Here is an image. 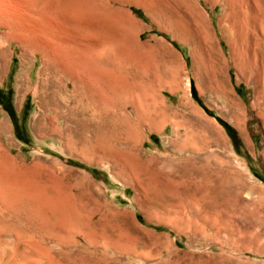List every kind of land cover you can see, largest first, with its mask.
Segmentation results:
<instances>
[{"label":"rangeland","instance_id":"374dc122","mask_svg":"<svg viewBox=\"0 0 264 264\" xmlns=\"http://www.w3.org/2000/svg\"><path fill=\"white\" fill-rule=\"evenodd\" d=\"M58 1L59 25L88 27L83 39L64 21L70 31L53 36L54 60L67 45L75 77L63 62L50 73V58L17 40L0 44V178L11 175L0 179L11 200L0 193V221L34 233L18 251L0 243L1 258L264 264V0ZM10 179L25 191L12 197Z\"/></svg>","mask_w":264,"mask_h":264},{"label":"bare ground","instance_id":"6f19581e","mask_svg":"<svg viewBox=\"0 0 264 264\" xmlns=\"http://www.w3.org/2000/svg\"><path fill=\"white\" fill-rule=\"evenodd\" d=\"M67 3H72V0H65ZM6 2H11V4H12V7L11 8H7V7H5L4 5H3V3H6ZM59 1L58 0H0V36H3L4 38H5V41L3 40L2 42H0V44L2 45V44H6V43H9L10 41H13V40H17L18 41V43H20L22 46L21 47H24V48H33L32 50H37L38 52L37 53H41L42 55V57H44L45 59L46 58H50L49 59V72L50 73H54V68H55V64H54V62H57V63H59V65L60 64H62V62H63V65H61V66H63V68H65L66 69V72H64L65 73V75L66 76H73V77H75L76 75H74V73H73V71L71 70V66H73V64L75 63V62H73V58H72V56H71V53H70V51H69V49H68V47H67V45L65 46L64 44V48H62L61 50L62 51H60V52H57V56H58V58H57V61H55L54 60V58H53V55H54V53H53V51H55V47H57V46H55L56 45V42L54 41L55 39L53 38V36L55 35V33H57V29H60L61 31H63L64 32V28L67 26V23L69 24L70 23V25L73 23H71V21L70 22H68L67 20L68 19H66L65 17L64 18H61V19H63L64 21H67V23H65L64 21H63V23H60V25H59V18L60 17H62V16H58V8H59V3H58ZM10 5V4H9ZM84 5V4H83ZM69 9V8H68ZM86 10V9H85ZM70 12H72V11H70ZM81 12V11H80ZM86 13V12H85ZM83 14V13H82ZM89 14V13H88ZM87 14V15H88ZM92 14V13H91ZM100 14V13H99ZM69 15H71V14H69ZM97 15V14H96ZM89 17H90V15H89ZM75 19H77V18H75ZM80 20V19H79ZM84 20V19H83ZM88 20V19H87ZM102 20V19H101ZM60 22H62V21H60ZM92 22V23H91ZM91 22L89 21L88 23H91L92 24V26H93V29L92 30H94V28H95V25H97V23L95 24L94 23V21H92L91 20ZM66 24V26H65V24ZM76 23V22H75ZM94 23V24H93ZM78 24V23H77ZM77 24H75V26H78L77 28L80 30V27H81V29L83 30H81L82 31V34H83V32L85 33V34H81V36H82V38L83 37H86V35H87V31H85L86 29H88V27H87V23H85V22H83V21H79V24L77 25ZM102 24V23H101ZM104 24V23H103ZM106 24V23H105ZM108 24V23H107ZM90 25V24H89ZM118 25V24H117ZM69 26V25H68ZM67 26V27H68ZM72 26V29L70 28ZM71 26H69L67 29L69 30V28L72 30V31H74L73 29L75 28V31H78V32H80L79 30H77L76 29V27H73L74 25L72 24ZM80 26V27H79ZM102 26H104V25H102ZM107 26V25H106ZM112 26V25H111ZM98 27H99V25H97V27L95 28V29H98ZM120 27V26H119ZM65 30V34L67 33V31L68 30ZM100 29V28H99ZM111 29V28H110ZM113 29V28H112ZM116 29V28H115ZM1 30H3V31H1ZM70 31V30H69ZM116 31V30H115ZM69 33V32H68ZM81 33V32H80ZM105 34V33H104ZM109 34V33H108ZM117 35V34H116ZM107 36V35H106ZM105 36V37H106ZM108 38V37H107ZM84 39V38H83ZM57 41V40H56ZM99 43V42H98ZM59 45V44H58ZM78 45L81 47V48H86V47H89L88 46V42L87 43H82V42H79L78 43ZM97 42L95 43H93L92 44V46H94V48H98L97 47ZM106 45V44H105ZM3 46V45H2ZM101 46H103V45H101ZM59 47H60V45H59ZM72 47V46H71ZM59 50H60V48H59ZM58 50V51H59ZM116 52V51H115ZM117 53V52H116ZM112 54V53H111ZM49 56V57H48ZM55 57V56H54ZM42 59V58H41ZM81 59H83V58H81ZM59 61V62H58ZM47 62H48V60H47ZM115 62V61H114ZM43 65H45V64H43ZM87 66H88V64H87V62L85 61V63H84V61L83 60H79L78 62H77V65H76V69H77V73H79L78 75H77V78H76V80L77 79H79L81 82H83V79H82V76H81V74H80V72L84 75L85 73L87 74ZM89 67V66H88ZM106 68H105V70L107 69V67L108 66H105ZM111 67V71H112V67L113 66H110ZM102 68V67H101ZM103 69V68H102ZM115 69L117 70V68L115 67ZM90 70H91V68H90ZM89 70V71H90ZM94 70V69H93ZM92 70V72L94 73V71ZM103 72H104V70H102ZM101 70H100V73L98 72L97 74H101V73H103ZM113 71H115V70H113ZM112 71V72H113ZM110 72V71H109ZM115 73V72H114ZM89 74V73H88ZM104 74V73H103ZM106 74H107V72H106ZM112 73H110V75H111ZM51 75V74H50ZM53 75V74H52ZM79 76H80V78H79ZM113 76V75H112ZM116 76V75H115ZM55 77V76H54ZM54 77H52V78H54ZM90 77V76H89ZM100 77H102V74H101V76ZM93 78L95 79V77H94V74H93ZM92 78V79H93ZM107 79L106 78V75L104 74V76H103V81L105 80V79ZM64 78L63 77H61V76H59L58 75V80H63ZM85 79V78H84ZM97 79V78H96ZM95 79V80H96ZM112 79V77L109 79V80H111ZM115 79V77H113V79L111 80V81H109L110 83L113 81ZM86 81V80H85ZM97 81H101V83H102V80H97ZM80 82V83H81ZM96 82V81H95ZM106 82V80L104 81V83ZM86 83V82H85ZM98 82H96L95 84H97ZM103 83V84H104ZM115 83V82H114ZM116 83H118V81L116 82ZM112 84V83H111ZM99 85V84H98ZM113 85V84H112ZM111 85V86H112ZM89 86V85H88ZM96 86V85H95ZM84 87V86H83ZM86 88H87V86H85ZM113 87L115 88V85H113ZM101 88V87H100ZM112 88V87H111ZM97 89V88H96ZM81 90H83V89H81ZM85 90V89H84ZM88 90V89H87ZM86 90V91H87ZM112 90V89H111ZM100 91V90H99ZM117 91V88H115V92ZM78 91H76V89H75V91H73V94L75 95L76 93H77ZM80 92V91H79ZM115 92H113L112 91V95L115 93ZM81 93H83V92H81ZM84 94V93H83ZM117 94V93H116ZM115 94V95H116ZM78 96V95H77ZM75 98V97H74ZM78 98V97H77ZM121 99V98H120ZM48 101V100H47ZM45 103V102H44ZM48 103H50L49 101H48ZM47 102H46V105L48 104ZM93 104V103H92ZM133 104V103H132ZM134 105H135V103H134ZM136 105H137V103H136ZM47 107V106H46ZM57 108V107H56ZM47 109H49L48 107H47ZM134 110V109H133ZM142 111V110H141ZM45 114V113H44ZM124 114V113H123ZM142 116V115H141ZM149 116V115H148ZM127 117V116H126ZM114 119V118H113ZM148 119V118H147ZM153 119V118H152ZM116 120V119H115ZM129 121V120H128ZM131 121V120H130ZM129 121V122H130ZM142 121V120H141ZM140 121V122H141ZM52 122V121H51ZM117 122V121H116ZM131 123V122H130ZM154 123V122H153ZM119 124V123H118ZM123 124V123H122ZM141 124H143V123H141ZM145 124V123H144ZM155 124V123H154ZM148 125V124H147ZM149 126V125H148ZM129 128V127H128ZM154 128V127H153ZM124 129V128H123ZM126 130H128V129H126ZM6 131V124L2 121V122H0V133H3V132H5ZM51 132V131H50ZM52 133V132H51ZM101 133V132H100ZM126 133V132H125ZM136 133V132H135ZM61 135V134H60ZM72 139V138H71ZM125 139V138H124ZM129 139V138H128ZM132 139V138H131ZM135 139H137V138H135ZM72 140H70V142H71ZM128 141V140H127ZM133 142V141H132ZM4 152V151H3ZM130 152V151H129ZM5 154V153H4ZM8 154V153H7ZM7 154L6 155H4V156H7ZM1 156L3 157V155H2V152H1ZM129 156V155H128ZM127 156V157H128ZM8 157H10V156H8ZM120 157V156H119ZM125 157V156H124ZM6 158V157H5ZM4 158V159H5ZM123 158V157H122ZM4 159H2V160H4ZM11 159V158H10ZM130 159V158H129ZM4 161H6V160H4ZM7 162V161H6ZM6 162H4L3 164H1V165H4ZM2 163V162H1ZM10 164H11V162H10ZM4 167V166H3ZM2 167V168H3ZM5 168V169H4ZM3 168V170L4 171H8V175L11 173H9V170L11 169H9V170H7L8 168H6V167H4ZM18 168V167H17ZM124 168H125V166H124ZM0 170H2L1 169V167H0ZM11 171V170H10ZM3 172V171H2ZM7 174V173H6ZM0 175H1V173H0ZM2 175H3V173H2ZM6 175L4 174V176H3V178L1 179L2 181H4L3 179H5L4 177H5ZM11 176V175H10ZM10 176H6V178H7V180L6 181H8V179L10 178ZM0 177H2V176H0ZM129 177H130V175H129ZM11 179H12V177H11ZM10 179V181L9 182H7V183H9V184H7V185H9V187H10V190H11V188H13L14 190H13V193H12V190H11V193H12V197L14 196V195H16L17 193L15 192V189H19V191H20V189L22 188L21 186H20V183L18 184V187H17V185H14V184H16L15 182H14V180H13V182H14V184L12 183V180ZM21 181V180H20ZM19 182V181H18ZM10 183H12L11 185L12 186H10ZM23 183V182H22ZM0 184H2V182L0 183ZM5 184V183H4ZM207 184V183H206ZM211 184V183H210ZM15 186V187H14ZM20 186V187H19ZM1 187H3V189L4 188H6V186L4 187V185L3 186H1ZM8 187V186H7ZM17 187V188H16ZM2 188H1V191L3 190ZM23 189V188H22ZM26 189V188H25ZM25 189H23V191H25ZM6 190H7V188H6ZM9 189H8V191H10ZM14 192L16 193V194H14ZM0 193H2V196H3V194H4V196L6 195L7 196V194H5V192L3 193V191L2 192H0ZM9 193V192H8ZM11 193H9V194H11ZM24 193V192H23ZM14 194V195H13ZM24 194H26V192L24 193ZM2 196H1V198H2ZM17 196V195H16ZM15 196V197H16ZM40 196V195H39ZM8 197V199H9V196H7ZM11 197V196H10ZM12 197H11V199H12ZM20 197V196H19ZM31 197V196H30ZM38 197V196H37ZM45 197V196H44ZM211 197V196H210ZM16 198H18V197H16ZM16 198H14V200H16ZM32 198V197H31ZM30 198V199H31ZM47 198V197H46ZM25 199V198H24ZM28 200H29V198H27ZM205 199H206V197H205ZM209 199V198H208ZM5 200V199H4ZM13 199H12V201H14ZM23 200V199H22ZM21 200V198H20V201H22ZM45 200V199H44ZM50 200V199H49ZM2 201H3V198H2ZM8 201V200H7ZM9 201H11L10 199H9ZM17 201V200H16ZM19 201V200H18ZM17 201V202H18ZM19 201V202H20ZM53 201V200H52ZM205 201H207V200H205ZM4 202V201H3ZM23 202V201H22ZM37 202V201H36ZM40 202V201H39ZM61 202V201H60ZM21 203V202H20ZM41 203V202H40ZM55 203V202H54ZM53 203V204H54ZM192 203V202H191ZM4 204V203H3ZM8 204H9V202H8ZM7 204V202H6V205H8ZM31 204V203H30ZM52 204V205H53ZM12 205V204H11ZM25 205V204H24ZM32 205V204H31ZM40 207L42 206V205H39ZM54 206V205H53ZM59 206H62V208H64V207H66V206H63V205H59ZM58 206V207H59ZM205 206V205H204ZM30 207H32V206H30ZM34 207H35V205H34ZM36 207H38V205L36 206ZM39 207V208H40ZM43 207V206H42ZM57 209H56V208ZM58 207L57 206H54V209L55 210H58ZM12 208V207H11ZM18 208V207H17ZM38 208V209H39ZM204 208V207H203ZM31 209V208H30ZM29 209V210H30ZM41 209V208H40ZM53 208H51V211L52 210H54ZM192 209V208H191ZM25 210H27V209H25ZM32 210V209H31ZM30 210V211H31ZM43 210V209H42ZM48 210V209H47ZM49 210H50V208H49ZM54 210V211H55ZM60 210H62V209H59L58 211H56V213H58ZM5 211V210H4ZM6 211H10V210H6ZM19 210H17V212H18ZM53 211V212H54ZM211 211V210H210ZM209 211V212H210ZM11 212V211H10ZM14 211H12V213H13ZM32 212V211H31ZM33 212H34V210H33ZM38 212H41V211H38ZM15 213V212H14ZM44 213V212H43ZM52 213V212H51ZM60 213V212H59ZM72 213V212H71ZM42 213H40V215H41ZM61 214H63V213H61ZM27 215H29V213L27 214ZM40 215H38V216H34L33 218L31 217V214H30V219H32V220H35V222H38V220L37 219H39L40 217ZM43 215V214H42ZM42 215H41V217H42ZM66 215H69V214H66ZM65 215V216H66ZM62 216V215H61ZM24 217H25V215H24ZM72 217H74V216H72ZM43 218V217H42ZM45 218V217H44ZM44 218H43V221H44ZM60 218V217H59ZM83 218V217H82ZM213 218V217H212ZM48 219V218H47ZM68 219V218H67ZM42 220V219H41ZM45 220H46V218H45ZM50 220V219H49ZM57 220V219H56ZM2 221V220H1ZM0 221V243H2L5 247H6V245H8V244H10V243H8L7 242V240H8V238L9 239H12L11 240V243L14 245V249L15 250H17L18 251V248H19V245L22 243V241H25L26 239H28L31 235H30V233H33L32 231H28V228H26V229H22V227H19V226H16V225H14V224H6V223H2ZM39 222H41V221H39ZM38 222V223H39ZM47 222V221H46ZM50 222V221H49ZM64 222V221H63ZM62 222V223H63ZM79 222V221H78ZM44 223V222H43ZM45 224V223H44ZM51 224V223H50ZM35 225V224H34ZM38 225H40V223L38 224ZM46 225V224H45ZM56 225V224H55ZM58 225V224H57ZM61 225V224H60ZM67 225H68V223H67ZM79 225V224H78ZM80 225H82V224H80ZM40 226H42V225H40ZM52 226V225H51ZM50 226V227H51ZM69 226V229H71L72 227H73V225H72V227L70 228V225H68ZM38 227V226H37ZM59 227V226H58ZM62 227V226H61ZM79 227V226H78ZM40 228V227H39ZM42 228H44V227H42ZM42 228H40V229H42ZM49 228V227H48ZM52 228H54V227H52ZM66 228H68V227H66ZM65 229V228H64ZM69 229H67L66 230V232L68 231V233H71L72 232V230L73 229H71V232H70V230ZM79 230V229H78ZM46 230H44V233H45V235H46V237H48V238H53L55 241H56V243H60V240H58L56 237H54V236H56V234L55 235H51L50 233H47V232H45ZM75 231V230H74ZM76 232V231H75ZM82 232V231H81ZM80 232V233H81ZM52 233V232H51ZM53 233H55V232H53ZM52 233V234H53ZM67 233V234H68ZM77 233V232H76ZM80 233H79V236H80ZM84 233H85V231H84ZM34 234V233H33ZM83 234V233H82ZM81 234V235H82ZM87 234V233H86ZM42 235V234H41ZM78 235V234H77ZM33 237V236H32ZM32 237H30L31 239H32ZM40 237V239H42L41 237L42 236H39ZM58 237V236H57ZM63 237V236H62ZM78 237V236H77ZM81 237H83V236H81ZM88 237V236H87ZM90 237V236H89ZM7 238V239H6ZM29 238V240L32 242L33 241V239L31 240ZM66 239V240H65ZM85 239V238H84ZM88 239V238H87ZM70 240H72V239H70ZM70 240H69V238H67V237H65L64 238V240L62 239V242L63 243H61V244H67V243H69L70 242ZM79 240V239H78ZM26 241H28V240H26ZM40 241V240H39ZM75 242V241H74ZM24 243V242H23ZM27 243V242H26ZM28 243H29V245H28ZM27 243V247H28V250L29 251H31V253H33L34 251H36V253H37V250H38V245L36 244H30V242H28ZM36 243V242H35ZM37 243H39V242H37ZM71 243H73L72 241H71ZM89 243H91V242H89ZM97 243V242H96ZM81 244V243H80ZM79 244V245H80ZM87 244V243H86ZM98 244H99V242H98ZM102 244V243H101ZM11 246V245H10ZM70 246V245H69ZM71 246H73V244H71ZM99 246H100V249H101V245L99 244ZM99 246H97V247H99ZM102 246H103V244H102ZM96 247V246H95ZM1 248V247H0ZM10 248V247H9ZM8 248V249H9ZM24 248V247H23ZM40 248V247H39ZM40 249H43V252H46V251H49V249L48 248H40ZM97 249V248H96ZM5 250V249H4ZM10 250V249H9ZM104 250V249H103ZM41 251V250H40ZM98 251V250H97ZM100 251V250H99ZM113 254H121V253H124L125 252V249H123V247L122 246H120V245H118V244H115L114 243V245H113ZM20 252V254H25L27 251H26V249H22V250H20L19 251ZM106 252V251H105ZM10 253H11V251H10ZM36 255H38V254H36ZM15 252H14V255H13V257H12V260L11 259H8V260H3L2 258H1V255H0V264H11L12 262H13V260L15 259ZM24 256H26V255H24ZM39 256V255H38ZM19 258V257H18ZM25 258V257H24ZM118 258H119V256H118ZM22 259V258H21ZM20 262H21V260H19ZM25 264V263H24ZM72 264V263H71ZM110 264H119V261L116 259V258H114L112 261H110Z\"/></svg>","mask_w":264,"mask_h":264}]
</instances>
